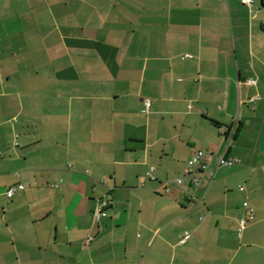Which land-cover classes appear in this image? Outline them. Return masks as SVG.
<instances>
[{"label":"crops","instance_id":"1","mask_svg":"<svg viewBox=\"0 0 264 264\" xmlns=\"http://www.w3.org/2000/svg\"><path fill=\"white\" fill-rule=\"evenodd\" d=\"M261 10L0 0V264H264Z\"/></svg>","mask_w":264,"mask_h":264},{"label":"built area","instance_id":"2","mask_svg":"<svg viewBox=\"0 0 264 264\" xmlns=\"http://www.w3.org/2000/svg\"><path fill=\"white\" fill-rule=\"evenodd\" d=\"M244 4L251 7L253 6L255 0H243ZM248 85L252 86V85H256L257 82L255 80H249L247 82ZM237 133V125H235L232 129L230 130H224L222 131V134L225 138V140L228 142V144H230L234 138V136ZM215 158V155L212 153H208L205 151H198L196 153L193 154V156L191 157V159L188 161V169L185 173V176L177 179V183L179 185L183 184L184 182V177L186 176H191L193 174H195L198 171H203L206 170L209 166V164L212 162V160ZM218 159V166H233L235 164H239L240 160L238 159H231V158H227L225 155L222 156H217ZM148 176L152 179L155 180L156 177L154 175V168H151L150 172L148 173ZM194 184L198 185L199 184V179L197 177H194ZM24 190L23 186H20L18 188L14 187L11 188L8 191V197L9 198H13L14 195L16 194L17 190ZM107 205V204H105ZM246 209L249 211L247 213V215L241 220L240 223V233H242L248 226L249 223L255 221V215L253 210L249 207L248 203L244 204ZM107 215L106 211H99V213L96 215L97 220H101L102 217H105ZM192 238V234L190 233H185L180 242L182 244H185L188 240H190Z\"/></svg>","mask_w":264,"mask_h":264},{"label":"rangeland","instance_id":"3","mask_svg":"<svg viewBox=\"0 0 264 264\" xmlns=\"http://www.w3.org/2000/svg\"><path fill=\"white\" fill-rule=\"evenodd\" d=\"M257 6L258 7H261V2L260 0H257ZM264 18V10H261V13H260V20H262Z\"/></svg>","mask_w":264,"mask_h":264},{"label":"trees","instance_id":"4","mask_svg":"<svg viewBox=\"0 0 264 264\" xmlns=\"http://www.w3.org/2000/svg\"><path fill=\"white\" fill-rule=\"evenodd\" d=\"M260 2H261V8H262V10H264V0H260ZM262 30L264 32V23L262 25Z\"/></svg>","mask_w":264,"mask_h":264}]
</instances>
